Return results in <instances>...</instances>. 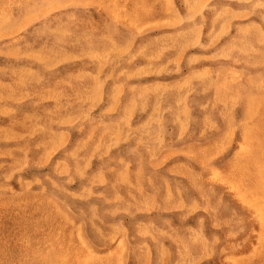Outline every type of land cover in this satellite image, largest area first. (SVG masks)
Returning a JSON list of instances; mask_svg holds the SVG:
<instances>
[{
	"label": "rangeland",
	"instance_id": "obj_1",
	"mask_svg": "<svg viewBox=\"0 0 264 264\" xmlns=\"http://www.w3.org/2000/svg\"><path fill=\"white\" fill-rule=\"evenodd\" d=\"M263 181L264 0H0V264H264Z\"/></svg>",
	"mask_w": 264,
	"mask_h": 264
},
{
	"label": "bare ground",
	"instance_id": "obj_2",
	"mask_svg": "<svg viewBox=\"0 0 264 264\" xmlns=\"http://www.w3.org/2000/svg\"><path fill=\"white\" fill-rule=\"evenodd\" d=\"M230 9H231V8H230ZM233 74H234V73H233ZM224 99H225V98H224ZM246 140H247V139H246ZM242 148H243V147H241V151H242ZM243 149H244V148H243ZM239 150H240V149H239ZM244 150H245V149H244ZM238 152H239V151H238ZM213 172H214V171H213ZM216 172H217V171H216ZM213 174H214V173H213ZM215 174H217V173H215ZM217 177H218V175H217ZM260 179H262V178H260ZM260 179H259V181H260ZM263 182H264V181H263ZM261 183H262V182H261ZM231 185H232V183H231ZM243 188H244V187H243ZM231 189H232V188H231ZM235 189H236V188H235ZM241 193H243V192H241ZM239 196H241V195H239ZM242 196H243V195H242ZM251 196H252V195H251ZM255 197H256V196H255ZM259 197H260V196H259ZM238 198H239V197H238ZM243 198H244V197H243ZM243 198H242V199H243ZM242 199L239 198V200H242ZM254 199H255V198H254ZM244 200H245V199H244ZM244 200H243V201H244ZM248 202H250V201H248ZM248 202H247V204H249ZM245 203H246V201H245ZM250 203H251V202H250ZM254 204H255V202H254ZM254 204H253V205L250 204V205L254 206ZM256 204H257V203H256ZM256 204H255V205H256ZM262 206H263V205H262ZM255 208H257V207L255 206L254 209H255ZM261 209H262V208H261ZM259 213H260V212H259ZM257 216H258V215H257ZM261 216H262V215H261ZM262 218H263V217H262ZM259 220H263V219L260 218ZM263 222H264V220H263ZM262 224H263V223H261V225H262Z\"/></svg>",
	"mask_w": 264,
	"mask_h": 264
}]
</instances>
